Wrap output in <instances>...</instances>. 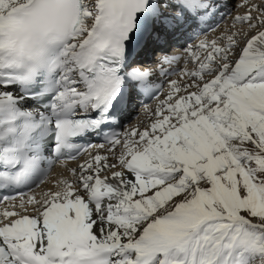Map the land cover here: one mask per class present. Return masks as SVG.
<instances>
[{
	"label": "snow or ice",
	"instance_id": "6c2138e0",
	"mask_svg": "<svg viewBox=\"0 0 264 264\" xmlns=\"http://www.w3.org/2000/svg\"><path fill=\"white\" fill-rule=\"evenodd\" d=\"M0 264H264V0H0Z\"/></svg>",
	"mask_w": 264,
	"mask_h": 264
},
{
	"label": "bare ground",
	"instance_id": "6f19581e",
	"mask_svg": "<svg viewBox=\"0 0 264 264\" xmlns=\"http://www.w3.org/2000/svg\"><path fill=\"white\" fill-rule=\"evenodd\" d=\"M229 6H231L234 3V0H228Z\"/></svg>",
	"mask_w": 264,
	"mask_h": 264
}]
</instances>
